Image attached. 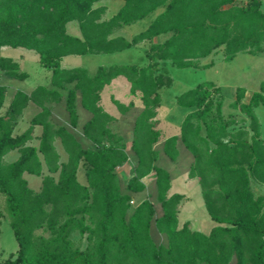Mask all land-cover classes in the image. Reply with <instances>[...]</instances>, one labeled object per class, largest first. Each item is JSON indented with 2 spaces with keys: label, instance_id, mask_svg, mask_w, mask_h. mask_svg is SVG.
I'll use <instances>...</instances> for the list:
<instances>
[{
  "label": "trees",
  "instance_id": "obj_1",
  "mask_svg": "<svg viewBox=\"0 0 264 264\" xmlns=\"http://www.w3.org/2000/svg\"><path fill=\"white\" fill-rule=\"evenodd\" d=\"M99 0H0V47H25L40 55L41 64L52 71V84L65 88L75 82L65 97L71 123L77 125V98L92 113L83 131L93 146L84 147L67 126H56L49 119L48 102L59 101V89L39 85L30 93L18 90L5 114L0 115V193L19 250L0 264H264V194L257 195L253 180L264 184V139L255 107L264 106V81L260 89L244 102L247 89L237 88L231 103L249 117V126L229 131L234 119H225L222 88L206 80L176 96L180 106L191 107L181 123V134L169 137L166 154L176 160L177 141L181 139L194 156L189 175L198 178L205 206L217 223L210 233L193 230L187 221L179 227V204L184 194L174 193L170 172L159 165L158 108L160 89L170 87L173 78L161 71L160 60H170L178 68L210 67L201 60L224 47V60L240 52L264 51L263 0H125L110 19L102 20L105 6ZM148 27L132 39L111 36L114 29L142 20L156 11ZM78 20L83 39L70 35L66 25ZM169 34L161 41L159 36ZM144 40L152 43L150 63L100 66L91 76L83 66L63 68L61 59L69 54L113 53ZM0 69L20 80L28 73L11 57H0ZM119 75L131 83V93L141 94L144 109L137 116L131 148L137 156L134 176L125 191L117 168L129 159L123 137L109 123L114 119L100 104L101 92ZM0 84V109L6 97ZM30 101L42 110L31 126L14 134L19 116ZM126 112L134 105L114 99ZM35 125L43 130L38 146L28 145ZM203 128L205 134L202 133ZM60 139L68 153L61 162L55 145ZM18 149L13 162L4 156ZM43 155V160L41 155ZM84 161L88 185L78 180ZM43 163L48 173L43 175ZM157 174L158 199L164 213L155 218L154 203H131L130 192L145 188L142 178ZM43 175L42 188L29 186L24 174ZM56 174H58L56 176ZM155 218L157 229L166 234L167 243H157L151 234ZM42 230V233H38ZM76 233L80 239L75 240ZM1 235V229H0ZM83 239L86 245H83Z\"/></svg>",
  "mask_w": 264,
  "mask_h": 264
},
{
  "label": "rangeland",
  "instance_id": "obj_2",
  "mask_svg": "<svg viewBox=\"0 0 264 264\" xmlns=\"http://www.w3.org/2000/svg\"><path fill=\"white\" fill-rule=\"evenodd\" d=\"M247 1L248 0H238V2L241 4H246ZM100 2L105 3L108 6V11H107L108 16L113 15L118 10V8L123 4V0H102ZM262 8L264 9V1L262 4ZM163 9H164L163 7H160L146 18L137 21L135 23H132L131 26L128 27L127 33L128 34L137 33L138 31L146 29L148 25L152 22V20L155 18L157 13L159 14ZM72 23L77 26L79 25L78 21L76 20L72 21ZM168 36L169 34L162 35L160 38L161 41L166 39ZM5 47L0 48V54L17 57L23 51H28L29 54L36 57L38 56V54L35 51L24 47H15V48L11 46H5ZM135 49L136 48L127 51L123 50V52L120 51L117 52L116 54L102 53V54L80 55L77 58L78 59L77 64H83L87 66L91 71V73L94 72L95 68L98 67L99 65H107L111 63L137 62L139 64H147L149 59H148V55L144 52V47H141L138 50ZM214 54H216L215 56H213L215 63L210 67L178 68L177 66H174L170 60H167L165 61V63L162 64L160 68L161 71L167 75H170L173 78V80H175V82L170 87H165L161 91L163 98V112L167 113V115L170 113L169 117L167 115L164 117L166 124L164 128L165 135L170 132L172 134L175 133L176 131L172 130L174 129L173 127L170 129L171 126H174L171 123H175L178 121L181 122L184 116L186 115V113L191 110V108L180 106L176 101V95L197 86L199 83L203 81L213 80L219 86H221L222 93L221 95H216V97L222 100L223 114L226 117L229 116L228 119L230 118L233 119L232 115L230 114L235 112V109L231 106V103L236 99L237 88L239 86H243L247 89V93H246L247 96L244 98L243 101H246V99L248 100V98L251 96L253 91L260 89V85L262 81H264V51L259 52L257 54L242 52L239 53L238 56L231 61L224 60V47H220L219 50H217ZM31 60H33L32 57ZM21 65H22V69H26L28 71L31 70L35 71L39 67L45 69L39 64V62L37 67H33L28 63L27 64L21 63ZM0 74H1L0 84L1 83L5 84L8 87L7 100H9L14 94L13 92L14 89L15 90L18 88L26 89L30 85L28 80L33 81V79H27L25 81H22L20 79L12 77L9 74H6L1 69H0ZM121 79H124L123 81L126 83L127 79L125 77ZM37 82L38 84L45 83L44 81H37ZM112 90L113 89L111 88V86L108 85L105 87L103 91V103L106 105H107L106 99H109L108 95ZM115 92H117L121 100L125 101V98L122 97L123 94L122 87L117 88V91ZM138 108L139 107L135 106V108L132 109V113L130 116H134L135 118L138 112ZM34 109L35 106H29L24 111L23 113L24 124L26 122L29 123L30 119L35 114ZM79 112H80V117L82 119L85 117V115L89 114V112L84 109L83 112L81 110ZM256 112L260 118L263 127L262 129L264 136V106L260 105L259 108L256 109ZM244 115L245 114L239 115L241 117L236 118L238 122V126L234 125L230 129H236L237 127L238 128L247 127V125L245 124V120H243L244 118H242L246 116ZM192 155L193 154L191 153V151L184 144H182L180 148V155L176 161L172 160L164 151H161L158 164L160 166L167 168L172 172L176 185V181H179L177 179L178 173L180 172L179 175H181L183 172L189 169L190 158H192ZM43 173H46V171H44ZM42 177H43L42 175L40 177L37 175L27 174L26 178L30 182L31 187H33L36 191H40L42 188ZM195 183L196 186L195 185L191 186L190 190L187 191L192 196V200L182 207L180 213V221L185 222L187 220L192 219L194 223L190 225L191 228L208 232L209 229H207V225L214 224V221L211 219L207 211V208L205 206L200 183L199 182H195ZM122 186H124V183H122ZM252 187L257 195L264 194L263 183L253 180ZM136 197L138 199H141L143 198V195L136 194ZM201 224L204 225L202 226ZM0 229H1V235H0L1 236L0 262H1L6 259H9L10 257L15 258L19 250V244L15 238L14 230L10 224L8 214L6 211L5 196L2 193H0ZM151 231L157 243H162V242L164 243L166 241L165 240L166 238L156 233L153 227ZM42 232H43L42 230L38 231V233H42ZM79 238L80 236L76 234L75 239L78 240ZM83 245L84 246L86 245L85 239H83Z\"/></svg>",
  "mask_w": 264,
  "mask_h": 264
},
{
  "label": "crops",
  "instance_id": "obj_3",
  "mask_svg": "<svg viewBox=\"0 0 264 264\" xmlns=\"http://www.w3.org/2000/svg\"><path fill=\"white\" fill-rule=\"evenodd\" d=\"M102 0H99L97 1L95 4H94V7H99V6H105L106 7V12L103 14V17H102V20H105V19H110L112 16H114L115 14L118 13V11L122 8V6L125 4V0H123V4L118 8V10L111 16H108L107 15V11H108V6L105 4V3H102L100 2ZM264 1V0H263ZM263 4V3H262ZM262 8V7H261ZM263 9V8H262ZM264 11V9H263ZM158 14V13H157ZM72 21H75V20H72ZM72 21L68 22L67 25H66V28H67V32L70 34V35H73V36H76V37H79V38H82L83 39V33H82V30H81V27H80V23L78 20V26L73 24ZM140 21V20H138ZM137 22V21H136ZM72 23V24H71ZM135 23V22H134ZM132 24V23H131ZM131 24H123L117 28L114 29L113 33L111 34V36H124L128 39H132L133 36L141 31H138L137 33H131V34H128L127 33V30H128V27L131 26ZM162 36V35H161ZM161 36H159V40H161ZM165 40V39H164ZM151 41L150 40H144L130 48H127L125 49V51L127 50H131L133 48H136L135 50H138L139 48L141 47H144V52L148 55V51L150 49V45H151ZM6 46H9V45H6ZM5 46H2L0 48H3ZM12 47V46H11ZM6 48V47H5ZM15 48V47H14ZM25 48V47H24ZM28 49V48H27ZM32 50V49H30ZM35 51V50H33ZM36 52V51H35ZM117 52H120V51H117ZM117 52H113V53H117ZM123 52V50H122ZM37 53V52H36ZM104 52H101V53H86L87 55L89 54H102ZM112 53V54H113ZM242 53V52H240ZM246 53V52H245ZM38 54V53H37ZM111 54V53H110ZM214 54V53H213ZM239 54V53H238ZM238 54L235 56V58L238 56ZM80 55H85V54H69V55H66L64 56L62 59H61V66L63 68H73V67H76V66H83L85 67L87 70H88V73L93 76L97 73L98 71V68L100 66H110L112 64H135L137 66H146L150 63V59L148 61L147 64H139L137 62H129V63H111V64H107V65H99L98 67L95 68L94 72L91 73V71L89 70V68L83 64H77V61H78V56ZM212 55V54H211ZM208 56L206 58H203L202 61H201V65H204V64H207V63H210V62H214V57L216 54L212 55V56ZM2 56H5V57H11L13 58L15 61H17L20 65V68L21 70L25 71L28 73V76L27 78H25L24 80L22 81H25L27 79H33L32 80H28V82L30 83V85L28 86V88L26 89H21V88H18V89H14L13 92L14 94L12 95V97L7 100V93H8V87L5 85V84H2V85H5L6 86V97H5V102H4V105L3 107L0 109V115H3L6 113V111L8 110L9 108V105L11 103V101L13 100L16 92L18 90H23L25 92H28L30 93L33 89H35L37 86L39 85H44L48 88H51V89H55L57 87H55L53 84H52V81H51V78H52V71L45 68L41 62H40V55L38 54V56H33L31 54L28 53V51H23L21 54H19V56L15 57V56H7V55H2L0 54V57ZM31 57L33 58V60H31ZM31 60V61H30ZM38 62L39 64L44 67L45 69H42V68H38L36 69L35 71L31 70V71H28L26 69H22V65L21 63H24V64H30L31 66L33 67H37L38 66ZM165 63V61H162L160 60V67L162 66V64ZM4 72V71H3ZM0 77H1V74H0ZM125 77L127 79L126 76L124 75H119L118 77L114 78L112 80V82L110 84H107L106 86H111V88L113 89L109 95H108V98L109 99H106V104L103 103V91L105 89L102 90L101 92V100H100V104L101 106L103 107V109L109 113L111 116L114 117V119L109 123V127L111 128V130L116 133L117 135H120L123 137V140L125 141L126 145H127V151L129 153V159L121 166H119L117 168V173H118V176H119V180H120V183L122 185V183H124V186L123 189L125 191H127L126 186L129 182V180L134 176L135 172H134V168H135V165L137 163V156L135 154V152L132 150L131 148V145H132V141H133V138H134V125H135V121H136V118L137 116L142 112V110L144 109V104H143V101L141 99V94L140 93H137V94H133L131 93V83L130 81L127 79L126 83L123 81L124 79H121ZM37 81H44L45 83H42V84H38ZM175 82V80H173V83ZM37 83V84H36ZM36 84V85H35ZM75 85V82L73 83H69L66 85L65 88H57L59 89V91L62 93L63 97L61 100L59 101H53V102H48L47 103V106L50 108L51 110V114H50V121L52 123H54L56 126H60V125H65L68 127V129L75 134V136L77 137V139L81 142V144L84 146V147H91L93 146V142L92 140H90L89 138H87L84 134V131H83V126L84 124L92 117V113L87 110L86 108H84L81 104V96L80 94H78V98H77V114H78V122H77V125L76 126H73L72 123H71V118H70V113L67 109V104H66V99L65 97L67 96L69 90L71 88H73ZM123 88V94H122V97L125 98V101L121 100V98L119 97V95L117 94V88ZM165 88V87H163ZM160 89V93L162 91V89ZM114 91V92H113ZM254 92V91H253ZM252 92V93H253ZM247 93V92H246ZM252 95V94H251ZM161 96H162V93H161ZM177 96V95H176ZM247 96V95H246ZM245 96V97H246ZM251 97V96H250ZM250 97L248 98V100L246 99V101L244 102H249L250 100ZM114 99L115 100H118L120 101L121 103L125 104V105H129V103L131 101H133L134 105L132 107H130L126 112H122L119 107L117 106V104L114 102ZM262 105V104H260ZM259 105V106H260ZM29 106H35V109H34V112L35 114L32 116V118L37 114L39 113L42 108L37 105L36 103H34L33 101H30L29 104L27 105V107L23 110V113L24 111L29 107ZM135 106L139 107L138 108V112H137V115L135 116H130L131 113H132V109L135 108ZM259 106L255 107V111L256 109L259 108ZM223 107V106H222ZM188 108H191V107H188ZM83 109L88 111L89 114L85 115V117L82 119L80 117V110L83 112ZM194 108H191V110H193ZM235 109V112L231 113L230 115H232L233 119H235V122L233 125H230L229 126V131H235L237 129H239L238 127L236 129H230L232 126H238V122L236 120V118H239L241 116V114H245L243 112H241L239 109ZM190 110V111H191ZM222 111H223V108H222ZM23 113L19 116L18 118V121H17V124L14 128V134H20L24 131H26L30 126H31V120L32 118L30 119L29 123H23L24 121V118H23ZM188 113V112H187ZM186 113V114H187ZM257 113V112H256ZM167 115V113H164L163 112V98H162V102H161V106L158 108V114L155 118V120L157 121V129L160 131V136H159V140L154 144V148L157 149L159 152H160V155H161V151H164V144H165V141L173 136V135H180L181 134V123L182 121H178V122H175V123H171L172 125L174 126H171L170 129L173 127L174 131H176L175 133H168V134H164V128H165V120H164V117ZM224 115V114H223ZM246 115V114H245ZM244 115V116H245ZM168 117L170 116V113L167 115ZM186 116V115H185ZM184 116V117H185ZM229 117V116H228ZM228 117H226L224 115V118L225 119H228ZM259 117V116H258ZM244 118L243 120H245V124L247 125V128L249 126V117L246 115L245 117H242ZM134 119V120H133ZM184 119V118H183ZM231 119V118H230ZM260 119V118H259ZM261 122V121H260ZM25 125V127H24ZM262 124H261V132H262V137L264 139V136H263V129H262ZM42 130H43V127L42 125H35L34 127V133H33V136L32 138L28 141V145H33V146H38L39 143H40V136L42 134ZM203 134H205V129L203 130L202 132ZM183 141L181 139H179L177 141V148L179 150V155H180V148L182 146ZM55 145L57 147V150L61 156V162L63 161H66L68 159V153L66 152V150L64 149L61 141L59 138H57V140L55 141ZM185 145V144H184ZM166 153V152H165ZM20 155V152L18 149H13L11 151H9L5 156H4V160L6 162H13L15 160L18 159ZM41 155V159L43 160V155L40 153ZM178 155V157H179ZM177 157V159H178ZM160 158V156H159ZM176 159V160H177ZM175 160V161H176ZM158 161L159 159L157 160V165L158 164ZM194 161V156L192 155V158H190V163H189V169L186 170L185 172H183L181 175H179L178 173V180L179 181H176V185H175V179H174V176L172 174V172L170 170H167L170 172L171 174V188L169 189V196L174 194V193H181V194H184L185 195V198L182 200V202L179 204V213H178V220H179V227H182L185 222L189 221L190 222V225H192L194 222L192 219L190 220H187L185 222H181L180 221V213H181V209L182 207L189 203L191 200H192V196L187 192L190 190V187L191 186H194L196 183L195 182H199L198 178H193V177H190L189 175V172H190V168H191V165ZM160 166V165H159ZM163 167V166H161ZM165 168V167H164ZM46 171V173H43V175L47 174L48 173V170H47V166L45 165V163H43V172ZM27 174H30L28 172H25L24 176L25 178L27 177ZM34 175V174H32ZM42 175V176H43ZM58 175V174H57ZM38 176V175H37ZM77 176H78V180L80 183L84 184V185H88V180H87V176H86V167L84 166V161L81 162L80 164V167L78 169V173H77ZM41 177V176H40ZM27 179V178H26ZM156 179H157V174L155 171H152L150 174L144 176L142 178V182L145 184V188L141 191H138V192H130L131 194V197H132V200H131V203L133 204V206H136L137 204H139L140 202H142L143 200H146V199H149L151 200L153 203H154V206H155V209H156V214H155V218L157 217H160L163 213H164V210H163V207H162V203L160 202V200L158 199V192H157V183H156ZM28 180V179H27ZM42 181H43V177H42ZM181 181V182H180ZM29 182V181H28ZM179 182V183H178ZM43 184V183H42ZM178 184V185H177ZM29 186H30V182H29ZM40 186V185H39ZM38 186V187H39ZM196 186V185H195ZM201 186V185H200ZM31 187V186H30ZM33 188V187H31ZM34 189V188H33ZM35 190V189H34ZM202 191V189H201ZM136 194H141L143 195V198L141 199H138L136 197ZM155 218L152 222V226H151V230H152V227L155 229V232L158 233L160 236H164V238H166L165 242L164 243H167L168 242V237L166 234H163V233H160L157 229V226H156V222H155ZM212 219V218H211ZM213 220V219H212ZM214 221V220H213ZM202 226L204 224H201ZM217 225V223L214 221V224H211V225H207V229H209L208 232H204V233H210L211 229ZM191 227V226H190ZM193 229V228H191ZM206 229V228H204ZM193 230H196V229H193ZM200 231V230H199ZM80 236L79 233H76ZM75 234V235H76ZM151 234H152V231H151ZM153 236V234H152ZM1 237V236H0ZM154 238V237H153ZM74 239H75V236H74ZM80 239V238H79ZM78 239V240H79ZM76 240V239H75ZM163 243V242H162ZM229 264H236V257H234L231 262Z\"/></svg>",
  "mask_w": 264,
  "mask_h": 264
}]
</instances>
